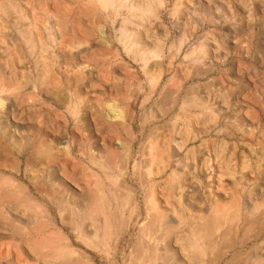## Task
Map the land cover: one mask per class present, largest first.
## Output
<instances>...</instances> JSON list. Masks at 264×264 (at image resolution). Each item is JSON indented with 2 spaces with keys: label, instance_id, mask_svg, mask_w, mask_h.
Segmentation results:
<instances>
[{
  "label": "rangeland",
  "instance_id": "1",
  "mask_svg": "<svg viewBox=\"0 0 264 264\" xmlns=\"http://www.w3.org/2000/svg\"><path fill=\"white\" fill-rule=\"evenodd\" d=\"M0 264H264V0H0Z\"/></svg>",
  "mask_w": 264,
  "mask_h": 264
}]
</instances>
